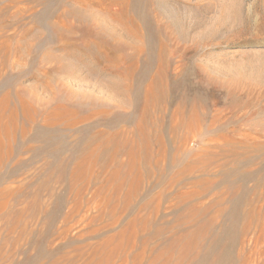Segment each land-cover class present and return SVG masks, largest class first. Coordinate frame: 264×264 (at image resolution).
<instances>
[{
	"label": "rangeland",
	"instance_id": "rangeland-1",
	"mask_svg": "<svg viewBox=\"0 0 264 264\" xmlns=\"http://www.w3.org/2000/svg\"><path fill=\"white\" fill-rule=\"evenodd\" d=\"M130 1L0 0V264H264V0Z\"/></svg>",
	"mask_w": 264,
	"mask_h": 264
},
{
	"label": "bare ground",
	"instance_id": "bare-ground-1",
	"mask_svg": "<svg viewBox=\"0 0 264 264\" xmlns=\"http://www.w3.org/2000/svg\"><path fill=\"white\" fill-rule=\"evenodd\" d=\"M120 2V1H119ZM99 5H101L102 6V2H99L98 3ZM119 4H123V5H125V6H122V5H119ZM116 5H119V7L120 6H122V8L123 7H125L126 9V11L124 12V14L125 15H123L124 16V18H126L127 20H128V22H129V24L133 27V28H135L134 26H137V23L135 22L136 21V19H135V21H134V17H132L130 14V9H133L132 8V6L134 5V3L132 4V2L130 1V0H122V2L121 3H116ZM129 7H130V9H129ZM120 11V10H119ZM118 11V12H119ZM123 11V10H122ZM134 11V10H133ZM120 13H122V12H120ZM123 18V17H122ZM138 28H139V26H137ZM140 29V28H139ZM140 31V30H139ZM139 31L137 32V33H139ZM142 31V30H141ZM140 34V33H139ZM137 37V36H136ZM114 43V42H113ZM116 43V42H115ZM90 44V43H89ZM85 45H87V44H85ZM99 48V47H98ZM101 48V47H100ZM140 50V49H139ZM119 51H121V50H119ZM121 53V52H120ZM131 53V52H130ZM117 54V53H116ZM116 54H115V56H116ZM129 54V53H128ZM128 54H125L126 56L128 55ZM117 55H120V54H117ZM124 55V56H125ZM123 56V57H124ZM125 56V57H126ZM119 57V56H118ZM117 59V58H116ZM122 59H124V58H122ZM130 59V58H129ZM120 60H121V58H120ZM128 67H129V64H128ZM135 68H137L136 66H134V67H132V66H130L128 69H127V71H126V74H127V79L129 80V85H128V89H129V91L130 90H132L133 89V81H134V74H135ZM126 69V68H125ZM154 84V82H151V85L146 89V94H145V96H144V102L145 103H147V101H149V100H151V98H153L154 96H153V93H154V91H155V89H154V87L152 86ZM52 122V121H51ZM72 124V123H71ZM70 126V125H69Z\"/></svg>",
	"mask_w": 264,
	"mask_h": 264
}]
</instances>
